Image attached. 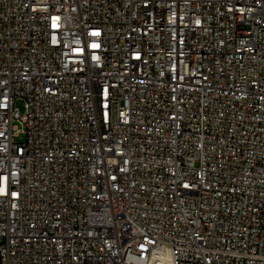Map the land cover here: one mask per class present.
I'll use <instances>...</instances> for the list:
<instances>
[{"label": "built area", "instance_id": "1", "mask_svg": "<svg viewBox=\"0 0 264 264\" xmlns=\"http://www.w3.org/2000/svg\"><path fill=\"white\" fill-rule=\"evenodd\" d=\"M0 264H264V0H0Z\"/></svg>", "mask_w": 264, "mask_h": 264}, {"label": "rangeland", "instance_id": "2", "mask_svg": "<svg viewBox=\"0 0 264 264\" xmlns=\"http://www.w3.org/2000/svg\"><path fill=\"white\" fill-rule=\"evenodd\" d=\"M24 139V135L22 134H19L17 137H16V140L17 141H22Z\"/></svg>", "mask_w": 264, "mask_h": 264}]
</instances>
